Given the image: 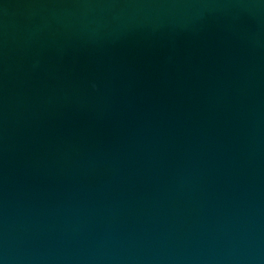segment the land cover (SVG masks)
Listing matches in <instances>:
<instances>
[{
	"label": "water",
	"instance_id": "water-1",
	"mask_svg": "<svg viewBox=\"0 0 264 264\" xmlns=\"http://www.w3.org/2000/svg\"><path fill=\"white\" fill-rule=\"evenodd\" d=\"M0 264H264V0H0Z\"/></svg>",
	"mask_w": 264,
	"mask_h": 264
}]
</instances>
